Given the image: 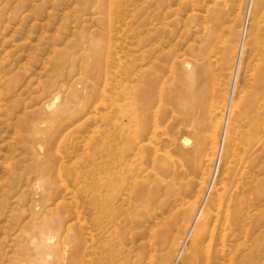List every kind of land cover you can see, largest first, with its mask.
<instances>
[{"label": "rangeland", "instance_id": "1", "mask_svg": "<svg viewBox=\"0 0 264 264\" xmlns=\"http://www.w3.org/2000/svg\"><path fill=\"white\" fill-rule=\"evenodd\" d=\"M197 56L205 96L199 132L215 139L217 147L207 186L203 183L196 199L198 211L222 175L225 160L218 161L216 149L228 119L235 126L233 150L239 147L229 165L237 169L244 164L249 142L244 102L264 66V0H0V264H65L73 256L74 225L85 219L80 212L91 177L104 172L100 154L106 133L122 119L116 104L122 103L121 81L135 64L149 74L156 90L152 87L154 100L147 106L153 113L149 131L140 143L145 157L139 162L138 153L134 164L148 161L157 169L161 156L170 153L167 141L173 134L179 141L185 129L173 118L178 113H173L170 90L189 88L185 62L198 61ZM243 90L246 94L240 95ZM211 91L222 95L217 126L208 122L216 95ZM234 104L238 108L231 114ZM210 144L201 140V153ZM260 158L264 168V153ZM150 166L143 168L141 180L157 175ZM141 220L129 228L121 251L101 242L95 249L98 262L135 264L144 249L145 233L139 230L148 224ZM189 230L175 252L159 253L156 264H186L182 253L190 247ZM83 260L77 264L88 263V257Z\"/></svg>", "mask_w": 264, "mask_h": 264}, {"label": "bare ground", "instance_id": "2", "mask_svg": "<svg viewBox=\"0 0 264 264\" xmlns=\"http://www.w3.org/2000/svg\"><path fill=\"white\" fill-rule=\"evenodd\" d=\"M113 47L116 49L115 46ZM144 56L145 54L142 53L141 59ZM195 60L198 61L185 62L186 73L184 78L190 82L189 88L180 86L181 88L176 87V89L170 90L171 104L175 110L173 113H178V116L173 115V118L177 122H182L181 124L185 126V129L184 133L179 135V141L178 137H174L178 142H173L175 141L173 139L174 134L172 139L171 135H168L170 139L167 142L171 145L169 146L171 147L170 151H168L170 153L161 156L157 169L154 164L150 166L148 161H145L143 165H138L140 161L143 162V157H145V153L142 154L144 146L140 143L149 131L150 118L153 113H150L147 106L150 102L153 103L154 99L151 101L154 92L152 87L155 90L156 88L149 74L144 73L146 71L141 70V68L138 69L139 64L138 66L135 64L130 71L127 67L128 69H126L127 71L121 81L123 88L121 92L122 103L120 105L116 103L118 108H121L123 116L120 123H117V127L113 126V129L106 133V146H104L106 148L100 154L104 172L99 174L97 178L91 177L90 190L85 200L86 205L82 206L83 209L80 212L86 216L85 219L82 216V224L74 225V253L65 264H77V261L81 263L85 257H88L87 264H101L98 262L99 259L95 250L101 246V242L106 240L109 246H116L121 251L129 228L135 229L140 226L142 223L139 220L142 218L148 224L145 229L139 230V232L145 233L141 242L144 249L134 260L135 264H156L157 259L161 257L159 254L161 251L167 250L169 254L175 252L181 243L182 235L187 234L185 232L189 228L190 247L184 250L187 253H182L185 256L183 258L186 264H264V168L259 161L264 153V66L255 78L252 77L254 78L253 91H250L244 102L245 111L249 113L247 123L249 125L247 130L249 142L247 149L245 148V156L242 161L240 160L244 164L237 169L230 166L233 164L229 163L228 158H231L235 154L234 150L239 147L235 146L237 149L233 150L234 141L236 142L235 126L228 119L222 131V139L218 143V149H216L218 161L225 160L221 178L217 186L212 183L214 180L211 182L213 185L210 186V192L205 198V203L197 211L196 199L200 194L199 191L202 190V185L203 187L204 184L206 185L205 180L210 164L216 157L214 148L217 147H215L216 142L215 145L213 144L215 139L203 138L199 132L201 131V109L204 110L201 107V98L205 102V96L202 93L204 87L201 86V62H199L201 60H199V56ZM130 61H135V59L132 58ZM120 72L119 68V74ZM236 78L235 81H237ZM235 86L233 85L232 89L234 91ZM110 90L108 92H111ZM243 93L246 94V91L243 90L240 95ZM103 94L105 95V93ZM229 106L231 107V105ZM233 106L229 107L231 114H236L233 109H237L238 106ZM221 110L222 95L216 94L209 104L210 118L208 122L211 121V125L216 123L214 119ZM220 115L222 116V114ZM104 116L102 115V117ZM221 116L218 117L221 119ZM234 116L237 118L236 115ZM124 117H126V122L123 121ZM218 117L216 121H219ZM239 120L241 122L242 119ZM238 134L240 135V133ZM201 140L211 143V147H206L204 153H201ZM245 144L242 143L243 146ZM137 150L138 152L134 153ZM138 153L142 155H138L139 162L134 164ZM230 161L232 162L231 159ZM239 164L237 163L236 166L238 167ZM123 165L124 168H122ZM146 166L147 168L150 166L151 170H157V175L151 181L152 177L149 174L146 175L145 179H140L143 177L141 173L144 172L143 168ZM133 176L135 178H132ZM189 194L193 196H188ZM196 211L195 222L189 227ZM77 219L78 222H81L79 215ZM85 228L87 229L86 232ZM130 233L128 234L129 237L133 234L130 235ZM87 234H89L88 238L85 236ZM101 237L102 241H100ZM123 258L125 259V257ZM113 264H123V262H114Z\"/></svg>", "mask_w": 264, "mask_h": 264}]
</instances>
